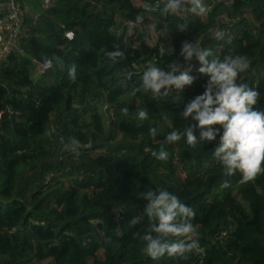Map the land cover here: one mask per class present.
<instances>
[{
  "label": "trees",
  "instance_id": "1",
  "mask_svg": "<svg viewBox=\"0 0 264 264\" xmlns=\"http://www.w3.org/2000/svg\"><path fill=\"white\" fill-rule=\"evenodd\" d=\"M138 1L53 0L34 24L22 12L25 37L0 62V264H264V173L245 184L238 173L224 177L212 158L215 141L189 147L181 139L164 145L167 160L151 156L170 131L195 125L179 112L205 89L198 62L176 99L130 95L149 63L187 67L178 52L193 41L219 59L245 57L237 82L257 91L254 107L264 110V0H202L209 9L202 16L188 11L189 0L174 15ZM114 50L123 53L116 63L105 55ZM48 62L38 73L34 63ZM143 107L149 117L141 121ZM69 138L79 142L78 155L63 149ZM225 179L230 186L221 189ZM160 189L193 209L196 244L152 260L142 250L146 217L129 221L145 203L138 193Z\"/></svg>",
  "mask_w": 264,
  "mask_h": 264
},
{
  "label": "clouds",
  "instance_id": "2",
  "mask_svg": "<svg viewBox=\"0 0 264 264\" xmlns=\"http://www.w3.org/2000/svg\"><path fill=\"white\" fill-rule=\"evenodd\" d=\"M183 8L184 0H165L160 12L162 15H174ZM208 10L202 0H189L188 11L193 15L202 16ZM144 18L143 15L135 17L129 26L142 23ZM185 28L186 25L181 24L177 29L183 31ZM223 35L222 30L213 33L217 40L222 39ZM68 36L71 39L72 34ZM105 55L114 63L123 57L119 50L105 52ZM178 56L187 67L182 68L180 63L172 61L165 71L149 63L130 92V95L135 96L138 91H143L154 100L164 101L175 93L173 99H176L184 87L191 85L195 79L190 74L193 67L190 62L193 59L199 64L196 71L207 77L203 93L187 102L179 112L183 119L195 121V125L170 131L160 148L151 152V156L159 161L167 160L169 154L164 145L175 144L181 139L189 147L215 141L212 158L221 166L223 176L232 177L238 173L241 184L254 180L257 175L264 173V110L254 107L258 100L257 91L237 82L238 75L249 67L247 59L240 55L219 59L213 56L210 49L201 48L193 41L183 42ZM76 71L75 65L68 67L70 80L76 79ZM148 117L144 107L137 109V119L143 121ZM193 128L199 130L198 137ZM148 135L155 137L157 130L149 128ZM62 146L66 151L79 154V142L76 139L69 138L66 143L62 140ZM229 186L227 179L222 180L221 189ZM138 196L145 203L141 215L134 217L129 224L136 225L141 217H146L148 226L142 236V250L148 258L157 260L164 255L183 256L195 246L196 242L192 239L195 229L191 222L195 213L191 207L166 189L143 191Z\"/></svg>",
  "mask_w": 264,
  "mask_h": 264
},
{
  "label": "built area",
  "instance_id": "3",
  "mask_svg": "<svg viewBox=\"0 0 264 264\" xmlns=\"http://www.w3.org/2000/svg\"><path fill=\"white\" fill-rule=\"evenodd\" d=\"M42 8H49L53 0H40ZM165 0H153L152 2H145L142 8L146 11H155L159 6L163 5ZM188 0H184V4ZM25 9H28L27 7ZM25 9L19 5L18 0H4L2 16L0 17V62L13 49L19 46V42L25 37L26 30L23 28L22 12ZM29 10V9H28ZM38 15L32 16V24L36 23ZM69 33L66 34L68 36ZM72 37V36H71ZM69 38V36H68ZM37 67L38 73H43L52 67L51 63L39 64L34 63Z\"/></svg>",
  "mask_w": 264,
  "mask_h": 264
},
{
  "label": "crops",
  "instance_id": "4",
  "mask_svg": "<svg viewBox=\"0 0 264 264\" xmlns=\"http://www.w3.org/2000/svg\"><path fill=\"white\" fill-rule=\"evenodd\" d=\"M0 0V14L2 13L3 10V2ZM22 1L21 7L22 9H25L26 7L29 9H25L24 13H28L27 15L32 18L33 15H38L37 13L40 12L42 9L41 2L40 0H20ZM135 1V2H134ZM134 4L136 5V2H139L138 0H133Z\"/></svg>",
  "mask_w": 264,
  "mask_h": 264
},
{
  "label": "rangeland",
  "instance_id": "5",
  "mask_svg": "<svg viewBox=\"0 0 264 264\" xmlns=\"http://www.w3.org/2000/svg\"><path fill=\"white\" fill-rule=\"evenodd\" d=\"M154 28H155V26H154ZM154 28L153 29L151 28V30H150L153 37H155ZM163 31H164L163 29L160 30V32H163ZM130 34H131V31H130ZM133 48L137 49L136 44L133 45ZM32 264H53V262H52V259H46V260H42V261H34Z\"/></svg>",
  "mask_w": 264,
  "mask_h": 264
}]
</instances>
